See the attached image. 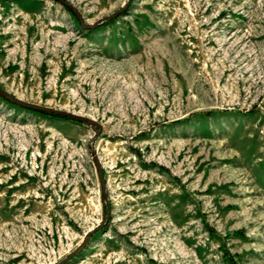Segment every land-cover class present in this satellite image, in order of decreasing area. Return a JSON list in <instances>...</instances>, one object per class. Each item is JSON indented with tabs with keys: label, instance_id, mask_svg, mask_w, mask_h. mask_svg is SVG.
<instances>
[{
	"label": "rangeland",
	"instance_id": "obj_1",
	"mask_svg": "<svg viewBox=\"0 0 264 264\" xmlns=\"http://www.w3.org/2000/svg\"><path fill=\"white\" fill-rule=\"evenodd\" d=\"M67 1L0 0V264H264V0Z\"/></svg>",
	"mask_w": 264,
	"mask_h": 264
},
{
	"label": "water",
	"instance_id": "obj_2",
	"mask_svg": "<svg viewBox=\"0 0 264 264\" xmlns=\"http://www.w3.org/2000/svg\"><path fill=\"white\" fill-rule=\"evenodd\" d=\"M68 7H71L72 8V5L70 4V2H68L67 0H56ZM123 9L120 8L118 10H116L114 13L110 14L107 18L103 19L102 21H105L109 18H112L113 16L117 15V13H119L121 10ZM74 12H76L74 9H73ZM100 21V22H102ZM94 24H89V26H93ZM0 94L2 95H6L1 89H0ZM9 99H11L12 101L16 102L17 104H20L24 107H31V108H34V109H40L42 111H44L45 113H53V114H56V115H60V116H65L67 118H70V119H73V120H77V121H80L82 123H87V124H90V125H93V126H96L98 125V123L96 121H94L93 119L89 118V117H86V116H83V115H80V114H77L75 112H69V111H65V110H61V109H58V108H54V107H49V106H45V105H40V104H36V103H30V102H26V101H23L21 99H18V98H13L11 96H8ZM96 135H97V131H95V133L93 134L91 140H90V148H91V153H92V156L94 158V163H95V167H96V170H97V174L99 176V179H100V182H101V188H102V191H103V196H105V193H104V180L102 178V169H101V164H100V161H99V158L96 154V150L94 148V140L96 138ZM101 225H97L95 226L94 228L88 230L86 233H85V237H84V240L83 242L80 244V246H78L73 252H71L70 254H68L67 256H65L62 260H60L57 264H62L63 262L67 261L69 258H71L75 252L85 243V241L88 240L89 236L91 235V233L93 231H95L96 229H98Z\"/></svg>",
	"mask_w": 264,
	"mask_h": 264
},
{
	"label": "trees",
	"instance_id": "obj_3",
	"mask_svg": "<svg viewBox=\"0 0 264 264\" xmlns=\"http://www.w3.org/2000/svg\"><path fill=\"white\" fill-rule=\"evenodd\" d=\"M26 109L30 110V111H34L36 113H40V114H47L45 113L44 111L40 110V109H34V108H31V107H25ZM47 115H53V116H57V117H62V118H67L65 116H60V115H56V114H53V113H49ZM67 119H70V118H67ZM73 121H76V122H80V121H77V120H73ZM156 165V163H154ZM73 261V258H69L67 261L63 262L62 264H70L71 262ZM230 264H235L233 260H230Z\"/></svg>",
	"mask_w": 264,
	"mask_h": 264
}]
</instances>
